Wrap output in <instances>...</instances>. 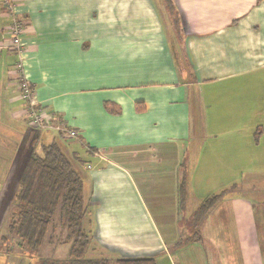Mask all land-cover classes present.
<instances>
[{
  "label": "crops",
  "instance_id": "crops-1",
  "mask_svg": "<svg viewBox=\"0 0 264 264\" xmlns=\"http://www.w3.org/2000/svg\"><path fill=\"white\" fill-rule=\"evenodd\" d=\"M14 19L25 27L23 70L36 106L55 113L79 136L33 130L18 88V54L10 49L0 50V126L5 120L25 122L28 142L32 135L57 139L79 156L89 183L107 186V175L115 182L122 174L134 194L120 201V217L107 211L103 199L93 200L96 210L84 221L92 236L90 254L112 261L154 257L156 264H211L224 252V264H247L233 218H248L249 231L264 237L263 199L258 204L226 194L200 225L202 239L176 249L169 244L190 233L179 204L183 172L188 193L197 185L208 190L231 180L238 158L264 151V0H0V43ZM222 127L233 128V135L223 137H233L229 154L220 150ZM195 128L206 130L199 136ZM2 138L0 224L25 164V154L19 158L12 149L17 142L8 149ZM218 160H225L221 168ZM196 194L198 206L207 194ZM207 238L224 246L210 244L207 250Z\"/></svg>",
  "mask_w": 264,
  "mask_h": 264
},
{
  "label": "trees",
  "instance_id": "trees-1",
  "mask_svg": "<svg viewBox=\"0 0 264 264\" xmlns=\"http://www.w3.org/2000/svg\"><path fill=\"white\" fill-rule=\"evenodd\" d=\"M167 9L175 21L179 19L173 4L167 3ZM25 142V164L3 220L6 229L0 233V247L4 246L5 253H11L9 247L15 244L19 251L37 252L35 264H156L154 257H123L113 261L106 257H88L92 236L84 227L88 205L81 170L83 160L67 153L57 139L44 142L32 135ZM184 178L179 185L181 209L185 208L187 198ZM237 188L236 184L232 186V190ZM230 189L208 194L201 200L188 217L190 233L181 236L177 246L202 239L200 225ZM57 243L68 245L65 257L41 254L47 245Z\"/></svg>",
  "mask_w": 264,
  "mask_h": 264
},
{
  "label": "rangeland",
  "instance_id": "rangeland-1",
  "mask_svg": "<svg viewBox=\"0 0 264 264\" xmlns=\"http://www.w3.org/2000/svg\"><path fill=\"white\" fill-rule=\"evenodd\" d=\"M1 50V49H0ZM26 103V108H28V104L27 101L25 100ZM4 105L6 106L7 103H4ZM7 107V106H6ZM223 118V117H222ZM226 118V117H224ZM223 118V119H224ZM226 120V119H224ZM2 126H0V132H1V137L3 142L5 143L6 147L8 149H10V147L16 143V147L12 146V149L17 148V156L19 158H21L20 156H23L27 150L26 146V142H25V122H21L20 126L17 125L14 122H11L9 120H5L2 122ZM31 129V128H30ZM39 128H35L33 130H36V133L38 132ZM205 128H195L196 131V135H203L202 133L205 132ZM210 133V130H207ZM220 131L222 132V134H217L218 139L221 138V145L224 149H220L221 151H225L229 154V150L232 149V140L233 137L229 138L228 140L223 139V137L228 136L231 134L233 135V128L230 127H222L220 128ZM12 133H16L15 135H12ZM205 135V134H204ZM206 137H208L207 135H205ZM0 137V140H1ZM215 137V136H214ZM75 139V138H72ZM198 139V137H196V140ZM213 138H208V140H212ZM18 140V141H17ZM196 142V141H195ZM30 146V145H29ZM258 149H256L255 154H252L250 157L248 156L247 159H240L239 160V164L237 165V173L233 174V173H229V175H231V180L226 182L225 184L222 185H215L212 186L210 189L207 190V186L206 187H202L201 185H197L196 191H192L190 189L189 193H188V177H187V173L183 172V174L180 176L181 179L184 178L186 181V207H185V214L191 215V212L197 207L195 206V202L196 199H198L197 197H195V194L197 193L199 196L203 195L205 196L206 194H211V193H220L221 191L227 189V188H231L226 194L227 196H242L240 197L241 199H253L256 202H258V204H262V199L264 200V151H261L262 154H259ZM186 158L185 155L183 156V159ZM192 161V159H188L187 163H190ZM219 164H220V168L222 167V164L224 165L225 160H218ZM226 162L228 163L229 160H226ZM181 167H184V164H181ZM104 167H106L104 165ZM213 168V167H212ZM82 174L84 175V180H86V178L89 176V169L88 168H82ZM216 170H220L219 167H216ZM107 181L106 183H108V185L106 186H102L101 184H98L97 182H94L93 184L89 183V180L87 181V187H88V193H87V198H91V201L87 200V204H89V210L88 212L91 211H95L96 208L93 205V200L98 197L101 200L103 199L104 204L107 207V211H109L111 214H113L116 217H120L121 215H123V210L125 209L123 204L120 202L122 200H132L134 197V194L131 190V188H129L128 183L126 182L124 176L122 174H117L114 177V181H112V179L107 175L106 176ZM116 184V185H114ZM181 182V181H180ZM238 183V188L235 190H232V186L234 184L237 185ZM9 185H11V183H8L7 187H9ZM190 185V183H189ZM201 186L202 189L199 187ZM192 188V187H191ZM195 192V193H194ZM122 194V196H121ZM196 194V195H197ZM225 194V195H226ZM90 195V196H89ZM229 198V197H228ZM99 199V200H100ZM110 202V203H107ZM3 202L0 203V211L2 209ZM131 206V205H130ZM110 209V210H109ZM136 211L138 212V208L135 206ZM183 210V209H182ZM184 211V210H183ZM139 217H140V213ZM88 215V213H87ZM1 217V216H0ZM5 217V216H4ZM3 217V220H4ZM243 217V216H242ZM234 221H235V228H236V224H240V229L237 231L238 233V237L236 236V238L238 239V248L239 251L241 252L240 257L242 258H246L248 257V263L247 264H258L259 260L261 261L262 258L264 260V237H261L259 232L255 229L252 230L253 233H255L254 231H257L258 233H256L257 235H254L252 232H250L249 230H251L250 228V223H249V219L246 218L245 220H240V218H236V214L234 215ZM3 220L0 224V233L4 232L6 229L5 224L3 223ZM182 220V218H181ZM263 220V219H262ZM85 221V220H84ZM139 222H143V217L141 218V221ZM258 222L256 225L253 224V226H259ZM139 225V226H138ZM143 225V223L138 224V222L136 223L137 227H141ZM179 225H185L182 224L181 222H179ZM141 230L143 232H147V228L145 226H143L141 228ZM94 233V232H92ZM181 236L179 235V237L177 238L176 242L173 244H169L171 248L176 249L178 246L176 245L177 242H179L181 240ZM228 242L230 241L229 239L227 240ZM237 241V240H236ZM222 246L223 242H220L217 238H207V243L205 244L207 246V250L212 249V245L213 244L215 246H217L218 244H220ZM13 246L10 245L9 250L11 253H5V251L2 250V248L4 247H0V264H35L37 261V257H39V254L37 252H29L27 251V253H25L24 251H19V247H17L15 244H12ZM226 246V245H225ZM13 247V249H12ZM218 247V246H217ZM227 247V246H226ZM257 247L260 248V250L257 249ZM221 248V247H220ZM262 248V250H261ZM8 248H5V250H7ZM218 249V248H217ZM232 251L235 249V245L231 246ZM67 250H68V245L63 244V243H57L54 245H47L45 247V249H43V251L41 252V254H44L46 256H51V257H57V258H63L67 255ZM227 250V248H226ZM228 250L230 252V248L228 246ZM3 251V252H2ZM220 251V250H219ZM262 252V254H261ZM210 253V252H209ZM224 252H222L218 257V261L216 262L215 256L213 257V259L211 258V264H215V263H220V264H224L225 263V259H226V254ZM87 256L88 257H101V256H97L90 254V251L87 252ZM209 256L211 257V255L209 254Z\"/></svg>",
  "mask_w": 264,
  "mask_h": 264
},
{
  "label": "built area",
  "instance_id": "built-area-1",
  "mask_svg": "<svg viewBox=\"0 0 264 264\" xmlns=\"http://www.w3.org/2000/svg\"><path fill=\"white\" fill-rule=\"evenodd\" d=\"M25 32V27L19 19H14L8 27L9 36L5 41L0 43V49H11L17 52L18 62L16 64V73L18 88L21 91L20 96L27 101L28 117L32 126L46 130H56L61 132L65 137L77 138L79 131L68 126L62 119H57L55 113L46 108L37 107L33 99L34 88L31 87L25 72L23 70V45L22 37Z\"/></svg>",
  "mask_w": 264,
  "mask_h": 264
}]
</instances>
